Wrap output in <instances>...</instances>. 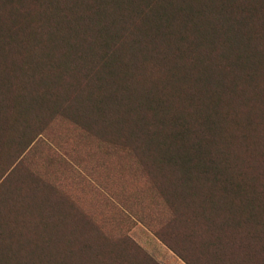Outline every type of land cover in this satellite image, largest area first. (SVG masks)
I'll list each match as a JSON object with an SVG mask.
<instances>
[{"label":"trees","instance_id":"trees-1","mask_svg":"<svg viewBox=\"0 0 264 264\" xmlns=\"http://www.w3.org/2000/svg\"><path fill=\"white\" fill-rule=\"evenodd\" d=\"M257 36L264 38V0H0V97L51 100L43 107L47 113L58 111L87 130L95 125L103 142L131 141L154 164H172L177 187L170 206L181 201L187 228L171 230L179 239L172 242L155 234L186 264H264V255L246 249L264 238V196L242 171L241 157L243 149L264 154V119L254 106L260 96L251 102L241 84L250 93L247 82L256 75L264 82V41ZM120 82L157 85L145 86L148 95L140 86L133 114L65 111L70 99H82L99 85L105 97H115L129 86ZM168 82H233L232 111L208 117L204 108L193 113L194 104L186 115L187 99L171 105ZM239 100L245 146L237 141L243 134L225 125V117L239 112ZM9 122L0 117V137ZM88 229L52 264H135L106 234L99 232L101 246ZM7 237L0 231V256Z\"/></svg>","mask_w":264,"mask_h":264},{"label":"rangeland","instance_id":"rangeland-1","mask_svg":"<svg viewBox=\"0 0 264 264\" xmlns=\"http://www.w3.org/2000/svg\"><path fill=\"white\" fill-rule=\"evenodd\" d=\"M257 24L254 18L253 25L259 29ZM259 36L255 39L264 41ZM261 79L256 75L247 82L250 93L249 87L241 84L251 102L260 96L254 106L257 116L264 119ZM232 83L168 82L172 93L169 99L176 107L187 99L186 115L192 114L196 104L193 113L200 114L204 108L203 115L208 117L226 116L232 111ZM125 84L129 86L115 91V97H105L104 86L99 85L82 99H70L65 111L92 117L103 116L105 111L133 114L134 96L139 95L140 86L145 92V86L151 84L153 89L157 82H120ZM53 101L62 105L60 97ZM50 102L45 98L29 102L16 94L0 97V117L10 119L0 137V231L8 235L0 264H52L80 243L86 227L92 240L102 246L99 234L103 238L106 234L111 244L124 250L135 264H186L155 234H163L172 242L179 240L173 230L187 228L182 221L186 215L181 201L174 203L176 207L170 206L177 187L174 166L147 160L146 150L131 141H122L121 146L103 142L94 131L95 125L87 130L58 111L49 114L43 110ZM242 104L239 100L236 115L225 117V125L243 134L246 143L237 141L245 146L247 124L239 115L244 111ZM35 117L21 143H15ZM241 157L242 171L264 196V154L243 149ZM226 237H235L247 246L240 237ZM246 249L264 255V238ZM119 263L117 259L115 264Z\"/></svg>","mask_w":264,"mask_h":264}]
</instances>
